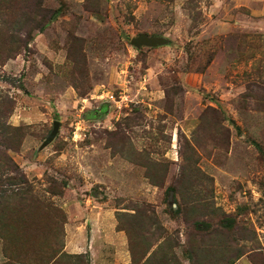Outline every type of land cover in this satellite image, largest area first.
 Masks as SVG:
<instances>
[{
  "label": "rangeland",
  "instance_id": "1",
  "mask_svg": "<svg viewBox=\"0 0 264 264\" xmlns=\"http://www.w3.org/2000/svg\"><path fill=\"white\" fill-rule=\"evenodd\" d=\"M0 264H264V0H0Z\"/></svg>",
  "mask_w": 264,
  "mask_h": 264
},
{
  "label": "water",
  "instance_id": "2",
  "mask_svg": "<svg viewBox=\"0 0 264 264\" xmlns=\"http://www.w3.org/2000/svg\"><path fill=\"white\" fill-rule=\"evenodd\" d=\"M162 44V39L159 37H150L147 36L146 34H140L139 36L132 38L130 40V45L136 49H140L142 47H148V48H153L157 47ZM59 130V122L54 121L53 122V127L52 131L46 138V140L43 143V146L49 144L53 139L56 137L57 133Z\"/></svg>",
  "mask_w": 264,
  "mask_h": 264
},
{
  "label": "trees",
  "instance_id": "3",
  "mask_svg": "<svg viewBox=\"0 0 264 264\" xmlns=\"http://www.w3.org/2000/svg\"><path fill=\"white\" fill-rule=\"evenodd\" d=\"M53 15H54V13H52L51 16H53ZM43 27H44V23L40 24V27H38V30H39V31H42Z\"/></svg>",
  "mask_w": 264,
  "mask_h": 264
},
{
  "label": "built area",
  "instance_id": "4",
  "mask_svg": "<svg viewBox=\"0 0 264 264\" xmlns=\"http://www.w3.org/2000/svg\"><path fill=\"white\" fill-rule=\"evenodd\" d=\"M107 98L110 99V100H112V99H113V96H111V97H108V96H107Z\"/></svg>",
  "mask_w": 264,
  "mask_h": 264
}]
</instances>
